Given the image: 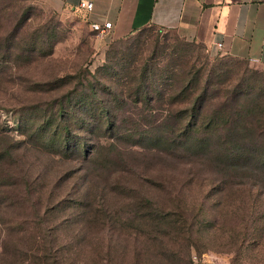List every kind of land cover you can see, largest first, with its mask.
Instances as JSON below:
<instances>
[{"label": "rangeland", "instance_id": "rangeland-1", "mask_svg": "<svg viewBox=\"0 0 264 264\" xmlns=\"http://www.w3.org/2000/svg\"><path fill=\"white\" fill-rule=\"evenodd\" d=\"M182 54L255 82L264 99V67L212 54L179 32L146 29L110 40L92 32L78 12L51 11L34 0H0V150L12 152L0 161V264H19L21 252L30 250L43 264H197L193 257L204 255L229 264H264L261 178L247 191L220 193L223 175L206 164L153 157L138 146L79 133L75 125L72 144L87 143L95 153L66 159L22 121L24 110L45 109L74 87L40 91L38 85L68 76L86 85L112 58L122 60L118 68L132 62L139 74L145 66L165 71ZM118 80L101 78L107 84ZM127 103L128 116L149 115L145 105ZM136 123L144 126L141 119ZM134 197L152 200L163 213L183 214L192 232L176 237L167 227L152 232L141 223L137 229L128 207ZM86 201L112 221L95 223V212L81 205Z\"/></svg>", "mask_w": 264, "mask_h": 264}, {"label": "trees", "instance_id": "trees-1", "mask_svg": "<svg viewBox=\"0 0 264 264\" xmlns=\"http://www.w3.org/2000/svg\"><path fill=\"white\" fill-rule=\"evenodd\" d=\"M50 55L51 52H45V56ZM121 61L108 60L90 75L93 81L89 80L86 85L79 76L76 84L75 78L68 76L38 85L40 91L74 87L66 95L46 104L45 109L24 110L21 114L24 125L37 128L34 133L44 142L49 141L66 159L76 155L90 158L95 153L87 143L84 148L72 144L75 125L79 133L138 146L153 157L178 163L206 164L223 175L224 185L218 186L220 193L247 191L250 183L258 178L264 189V144L256 143H264V99L255 82L231 75L229 68L218 63L199 66L183 54L172 58L170 69L160 72L145 66L139 74L138 67H132V62L118 68ZM116 76L119 82L107 84L101 81V78L112 80ZM114 86L122 87V90L114 89ZM128 100L148 108L149 115L140 117L143 127L136 123L140 119L136 120L124 111ZM110 107L117 109V113L108 110ZM72 113L77 118H73ZM129 123H135V129H123ZM11 155L9 150H0V161ZM81 205L95 212V223L112 221L107 211H94L93 204L87 201ZM154 205L152 200L134 197L128 205L135 213L130 223L137 224V229L141 223L140 228L150 227L152 232H161L167 227L176 237L192 232L189 220L183 214L163 213ZM31 252H21L23 258H19V264L44 263Z\"/></svg>", "mask_w": 264, "mask_h": 264}, {"label": "crops", "instance_id": "crops-1", "mask_svg": "<svg viewBox=\"0 0 264 264\" xmlns=\"http://www.w3.org/2000/svg\"><path fill=\"white\" fill-rule=\"evenodd\" d=\"M56 12H78L91 23H111L107 36L121 40L146 29L176 31L212 54L264 67V0H34ZM222 45V48H219ZM197 264H229L204 255Z\"/></svg>", "mask_w": 264, "mask_h": 264}, {"label": "built area", "instance_id": "built-area-1", "mask_svg": "<svg viewBox=\"0 0 264 264\" xmlns=\"http://www.w3.org/2000/svg\"><path fill=\"white\" fill-rule=\"evenodd\" d=\"M94 2L95 0H81L79 7L81 10H84L87 13H92L94 10ZM111 28H112L111 23H105V24L91 23L90 24L91 31L101 36H106L108 32L111 30ZM219 48L221 49L222 45H219ZM193 260L195 263L199 262L196 256L193 257Z\"/></svg>", "mask_w": 264, "mask_h": 264}]
</instances>
